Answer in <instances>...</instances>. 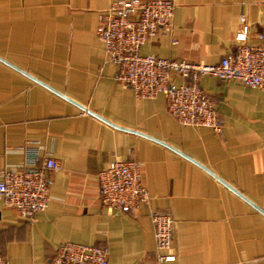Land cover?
I'll list each match as a JSON object with an SVG mask.
<instances>
[{"label": "crops", "instance_id": "crops-1", "mask_svg": "<svg viewBox=\"0 0 264 264\" xmlns=\"http://www.w3.org/2000/svg\"><path fill=\"white\" fill-rule=\"evenodd\" d=\"M115 1L0 0V57L86 109L0 60V170L22 169L27 152L37 166L46 157L61 165L47 171L49 202L32 221L0 198L5 264H52L65 242L106 247L108 264H156L155 212L175 223L171 264H264V92L203 75L222 130L181 125L163 93L139 99L116 79L96 33ZM174 3L171 31L141 54L218 63L241 14L249 42L264 46V0ZM183 81L173 74L171 85ZM115 159L140 165L149 199L134 211L100 202L98 172Z\"/></svg>", "mask_w": 264, "mask_h": 264}, {"label": "built area", "instance_id": "built-area-1", "mask_svg": "<svg viewBox=\"0 0 264 264\" xmlns=\"http://www.w3.org/2000/svg\"><path fill=\"white\" fill-rule=\"evenodd\" d=\"M174 0H119L98 14L96 33L109 62L115 64L116 79L129 87L139 99L154 98L163 93L168 113L181 125L206 127L216 133L222 120L214 101L199 86L203 75L221 80H237L264 92V46L249 42L250 24L239 16L234 33V47L218 63L176 61L140 53L150 39L171 31ZM263 39V34L258 35ZM173 74L184 81L171 85ZM36 153L27 152L22 169L0 170V198L7 206L32 221L49 202L48 170L60 168V162L46 157L37 166ZM100 202L117 211H134L149 199L141 181L140 165L135 160L115 159L97 175ZM155 239L156 264H171L176 256L175 223L166 213L151 217ZM52 264H108L106 247L65 242L57 246ZM0 264L5 260L0 254Z\"/></svg>", "mask_w": 264, "mask_h": 264}, {"label": "water", "instance_id": "water-1", "mask_svg": "<svg viewBox=\"0 0 264 264\" xmlns=\"http://www.w3.org/2000/svg\"><path fill=\"white\" fill-rule=\"evenodd\" d=\"M0 60L3 61L4 63L8 64L9 66H11V67L17 69L18 71L22 72L23 74L27 75V76L30 77L32 80H34V81H36V82H38V83H40V84H42V85L48 87L49 89H51L52 91L56 92V93L59 94L60 96H62V97H64L65 99L69 100L70 102L75 103V104H76L77 106H79L81 109L86 110L85 107H83L82 105L76 103L75 101H73V100L70 99L69 97L65 96L63 93H60V92L56 91L55 89H53L52 87L46 85L44 82H42L41 80L37 79L36 77H34V76L30 75L29 73L23 71L22 69H19L18 67L14 66V65L11 64L10 62H8V61L2 59L1 57H0ZM88 112L91 113L92 115H94V116L100 118L101 120H103V121H105V122H107V123H109V124H111V125H113V126H116V125L110 123L109 121H107L106 119H104L103 117L97 115L96 113H94V112H92V111H88ZM116 127H117V126H116ZM127 130H128V129H127ZM181 154H183V153H181ZM183 156H185L186 158H189V157H187V156L184 155V154H183ZM189 159H190V158H189ZM191 160H192V159H191ZM192 161H193V160H192ZM193 162H195V161H193ZM197 164L200 165L202 168H204L205 170H207L210 174H212V175L214 176V174H213L212 172H210L208 169H206L203 165H201V164H199V163H197ZM218 180L221 181L222 183H224L225 185H227L232 191H234L235 193H237L239 196H241L242 198H244L246 201H248L249 203H251L248 199H246L243 195H241V193H239L236 189H234V188L231 187L230 185L226 184V183H225L224 181H222L220 178H218ZM251 204H252V203H251ZM252 205H253V204H252ZM253 206H255V205H253ZM255 207H256V206H255ZM256 208H257L258 210H260V211L264 214V211H263V210H261V209L258 208V207H256Z\"/></svg>", "mask_w": 264, "mask_h": 264}]
</instances>
